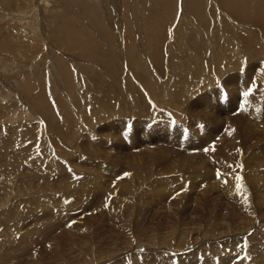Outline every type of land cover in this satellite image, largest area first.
Here are the masks:
<instances>
[{
	"label": "rangeland",
	"instance_id": "374dc122",
	"mask_svg": "<svg viewBox=\"0 0 264 264\" xmlns=\"http://www.w3.org/2000/svg\"><path fill=\"white\" fill-rule=\"evenodd\" d=\"M229 3L0 0V264H264V0Z\"/></svg>",
	"mask_w": 264,
	"mask_h": 264
},
{
	"label": "snow or ice",
	"instance_id": "6c2138e0",
	"mask_svg": "<svg viewBox=\"0 0 264 264\" xmlns=\"http://www.w3.org/2000/svg\"><path fill=\"white\" fill-rule=\"evenodd\" d=\"M255 89V85H253V87L252 88H250L248 91H245L244 93H243V95L245 96V97H247L253 90ZM205 151H207V149H205ZM124 175L125 176H129V175H131L130 173H124ZM217 175H218V177L221 175V173L219 172V170H217ZM226 182V181H225ZM245 258H247V257H245Z\"/></svg>",
	"mask_w": 264,
	"mask_h": 264
},
{
	"label": "bare ground",
	"instance_id": "6f19581e",
	"mask_svg": "<svg viewBox=\"0 0 264 264\" xmlns=\"http://www.w3.org/2000/svg\"><path fill=\"white\" fill-rule=\"evenodd\" d=\"M226 2L228 1V3H229V0H225ZM237 2V1H236ZM232 2H230L229 4H231ZM225 4V3H224ZM235 7V6H234ZM246 8V7H245ZM250 8V7H249ZM231 9H232V7H231ZM233 10V9H232ZM231 10V11H232ZM235 10V9H234ZM236 11V10H235ZM244 15V14H243ZM242 15V16H243ZM246 15V14H245ZM255 16V15H254ZM245 16H243V18H244ZM245 20V19H244ZM99 26V25H98ZM101 29V28H100ZM103 29V28H102ZM101 31V30H100ZM104 33H106L105 31H104ZM7 141V140H6ZM15 141V140H14ZM7 144V143H6ZM4 145H5V143H4ZM15 215V214H14ZM20 219V218H19ZM1 247V246H0Z\"/></svg>",
	"mask_w": 264,
	"mask_h": 264
}]
</instances>
